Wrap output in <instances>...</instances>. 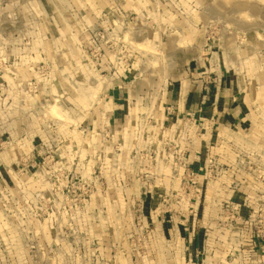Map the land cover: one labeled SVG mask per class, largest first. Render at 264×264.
<instances>
[{
	"label": "rangeland",
	"instance_id": "obj_1",
	"mask_svg": "<svg viewBox=\"0 0 264 264\" xmlns=\"http://www.w3.org/2000/svg\"><path fill=\"white\" fill-rule=\"evenodd\" d=\"M205 66L244 111L171 119ZM0 264H264V0H0Z\"/></svg>",
	"mask_w": 264,
	"mask_h": 264
},
{
	"label": "crops",
	"instance_id": "obj_2",
	"mask_svg": "<svg viewBox=\"0 0 264 264\" xmlns=\"http://www.w3.org/2000/svg\"><path fill=\"white\" fill-rule=\"evenodd\" d=\"M184 59H187L184 57ZM188 59H195L192 55ZM203 64L207 65L208 58ZM209 65V63H208ZM201 69V67H199ZM210 68V66H209ZM212 69L204 67L200 74L190 72L189 74L181 75L178 71L177 76L181 82V78L187 80V84L183 87H177L170 84L164 92V112H166L171 119L178 118L182 115L197 114V117L206 118L212 115L217 116L219 122L235 120L236 117L244 111L243 106L239 102V90L236 83L231 79L220 76V73H214V85L206 86L210 78ZM221 77V78H220ZM130 79V77H129ZM190 79H193L192 81ZM213 79V78H212ZM212 89V90H211ZM140 86L133 87V81H129L128 77L120 79L113 83L112 87L107 91L106 103L111 105V117L113 122L121 121L125 117L127 111V103L131 98H137L142 95ZM257 249V248H256Z\"/></svg>",
	"mask_w": 264,
	"mask_h": 264
},
{
	"label": "bare ground",
	"instance_id": "obj_3",
	"mask_svg": "<svg viewBox=\"0 0 264 264\" xmlns=\"http://www.w3.org/2000/svg\"><path fill=\"white\" fill-rule=\"evenodd\" d=\"M54 111V110H53ZM55 112V111H54Z\"/></svg>",
	"mask_w": 264,
	"mask_h": 264
}]
</instances>
